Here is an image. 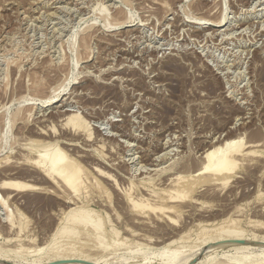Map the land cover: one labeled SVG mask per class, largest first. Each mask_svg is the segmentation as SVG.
<instances>
[{
	"label": "rangeland",
	"instance_id": "rangeland-1",
	"mask_svg": "<svg viewBox=\"0 0 264 264\" xmlns=\"http://www.w3.org/2000/svg\"><path fill=\"white\" fill-rule=\"evenodd\" d=\"M228 139L231 176L163 222L160 197ZM55 148L74 190L30 167ZM0 198V263L55 264L81 232L103 242L68 263L264 264V0H0ZM228 228L244 248L209 250Z\"/></svg>",
	"mask_w": 264,
	"mask_h": 264
},
{
	"label": "bare ground",
	"instance_id": "bare-ground-1",
	"mask_svg": "<svg viewBox=\"0 0 264 264\" xmlns=\"http://www.w3.org/2000/svg\"><path fill=\"white\" fill-rule=\"evenodd\" d=\"M148 1H150V0H148ZM157 2V1H156ZM159 2V1H158ZM167 3V2H166ZM157 4V3H156ZM160 5L161 4H163L162 2H160L159 3ZM164 6V5H163ZM156 7V6H155ZM164 8V7H163ZM116 14H117V12H116ZM121 15V14H120ZM202 17V16H201ZM200 16H199V19L201 18ZM114 19H116L115 17H113ZM122 19V18H121ZM197 19V18H196ZM205 19V18H204ZM118 20V19H117ZM123 20V19H122ZM122 20H120V21H122ZM124 20H126V19H124ZM115 21V20H114ZM119 21V22H120ZM127 21V20H126ZM125 21V22H126ZM204 21V20H203ZM212 22V24L213 25H220L221 23V21L220 20H218L217 19V21L215 20L214 22H213V20H211ZM209 22V21H208ZM122 23V22H121ZM123 23H124V21H123ZM116 24H117V22H116ZM115 25V24H114ZM83 44H84V40H83V42H82ZM83 46V45H82ZM36 84V83H35ZM35 86V85H34ZM36 87V86H35ZM55 91V90H54ZM55 93V92H54ZM58 95V93L55 95V96H57ZM54 96V97H55ZM54 97H52V98H54ZM64 97H65V95H64ZM52 98L51 97H49L48 99L49 100H52ZM63 100V99H62ZM47 101V100H46ZM47 103V102H46ZM43 105V104H42ZM65 106V105H64ZM60 112V111H59ZM62 115V114H61ZM56 116V115H55ZM77 116V115H76ZM76 116H70V120L69 121H71V123H73V124H76L75 123V117ZM77 118V117H76ZM20 128V127H19ZM33 129V128H32ZM20 131V130H19ZM36 131V130H35ZM39 131H37V133H38ZM42 132V131H41ZM35 134V133H34ZM24 135V134H23ZM31 135H33V134H31ZM35 135H37V134H35ZM22 137V136H21ZM25 139V138H24ZM28 139H30V138H28ZM230 140V141H229ZM235 140V139H234ZM234 140H232V139H228V141H227V143L225 144V145H211V148L209 149H207L206 150V152H204L205 154H203L204 155V159L203 160H205V162H204V164H203V166H202V163H201V167H200V169H198L197 167L195 168V170L196 169H198V170H196V173H197V175L198 176H200L199 178H197V179H192V180H189V181H187V182H185V183H182L181 185H178L177 187H174V186H176V185H174V186H172L174 189H170L171 191H173L174 190V192H169V194L167 193V195H165V193H164V195L162 196V197H160V199L157 201L158 203H156V211H157V213L156 214H158L159 215V217L160 218H164L165 219V221L163 220V222H166L167 220L166 219H170L171 217H170V214H171V212H174V214H175V212L177 213V211H183V208L184 207H186V206H188V205H183V203H182V199H183V202H184V200L186 199V196H187V194H188V191H191V192H193L194 191V186L196 185V186H200V185H203V186H212V187H215L214 185H217V184H219V182H221V181H225V179H227L228 177H230L231 176V174H232V172L234 171V168H235V166H236V161H235V158L237 159V157H235V155H237V156H240V155H238L239 153H238V149L235 151V149H233V147L235 146V142H236V140L234 141ZM31 141V140H30ZM226 140H224L223 141V143L225 142ZM33 142H35V140L33 141ZM222 143V144H223ZM237 143V142H236ZM47 145V144H46ZM73 146V145H72ZM90 147V146H89ZM30 148V147H29ZM204 150V149H203ZM234 152H236V153H238V154H235L234 155ZM250 152V151H249ZM251 153V152H250ZM43 154V153H42ZM247 154V153H246ZM39 156H41V157H34V160H32L31 161V165H30V167L32 168V170H34L35 171V169H38L39 171H41L40 173H41V176H43V177H49L50 179H51V177H52V179H53V181H55L56 180V182H61V183H63L64 185H65V187L67 186V187H70L72 190H74V189H76L77 187H76V184H78V176H77V172H78V168H79V165H77L76 163H70V162H68V160H65L64 158H63V156L60 154V152H59V150H58V148H55L54 149V151L52 152V154L50 155V156H48V163H47V165H44V163H45V159L44 158H46V153H44V155H40L39 154ZM38 158V159H37ZM202 160V159H201ZM239 160V159H238ZM15 162H16V160H15ZM202 162V161H201ZM2 163V162H1ZM16 164V163H15ZM13 165V164H12ZM23 166V165H22ZM27 166V165H26ZM30 167H28V168H30ZM25 168V167H24ZM23 168V169H24ZM2 170V169H1ZM11 170V173L14 171V169H13V171H12V169H10ZM9 170V171H10ZM37 170V171H38ZM8 171V170H7ZM31 171V170H30ZM162 171V170H161ZM180 171H182V170H180ZM3 172H5V171H3ZM2 172V173H3ZM26 172H28V171H26ZM36 172V171H35ZM6 173V172H5ZM4 173V174H5ZM10 172H9V174H11ZM13 173H15V172H13ZM40 173H39V175H40ZM173 173H175V172H173ZM4 174H3V176H4ZM35 174V173H34ZM6 176L8 175V174H5ZM16 175V174H15ZM18 175V174H17ZM105 175V174H104ZM196 175V174H195ZM194 175V176H195ZM197 175H196V177H197ZM32 176H35V175H32ZM106 176V175H105ZM47 177V178H48ZM107 177H109V176H107ZM106 177V178H107ZM3 178V177H2ZM182 179L183 178H185V177H181ZM190 178H192V177H190ZM189 178V179H190ZM51 179V180H52ZM109 179H111V178H109ZM177 179V178H176ZM180 179V178H179ZM44 180V179H43ZM45 181V180H44ZM53 181H51V182H53ZM176 181V180H175ZM178 182V181H177ZM176 182V183H177ZM61 183H59V184H61ZM58 184V185H59ZM62 184V185H63ZM61 185V186H62ZM79 185V184H78ZM31 186V185H30ZM29 186V184H26V183H21V182H17V181H2L1 182V187H3V188H5L6 190V192L5 193H7V192H10L9 190H13V189H25V188H30V189H33L32 187H30ZM51 186V185H50ZM203 186H202V188H203ZM218 186V185H217ZM63 187V186H62ZM76 187V188H75ZM172 187H170V188H172ZM38 188V187H37ZM36 189V188H35ZM38 189H40V188H38ZM65 189V188H64ZM69 189V188H68ZM67 189V190H68ZM198 189V188H197ZM200 189V188H199ZM206 189H208V188H206ZM211 189V188H210ZM2 190V189H1ZM169 190V189H168ZM15 191V190H14ZM18 191V190H17ZM21 192V191H20ZM203 192V191H202ZM209 193V192H208ZM17 194V193H16ZM210 194V193H209ZM9 195V194H8ZM7 195V196H8ZM14 195V194H13ZM205 195V194H204ZM6 196V197H7ZM18 196V195H17ZM14 197V199H18L15 195L13 196ZM159 197V196H158ZM185 198V199H184ZM188 200V199H187ZM0 201L2 202V203H5V202H3V201H5L3 198H0ZM15 201V200H14ZM188 202H190V201H188ZM193 202V201H192ZM1 203V204H2ZM187 204V203H186ZM198 204V203H197ZM196 204V205H197ZM4 206V205H3ZM191 207V206H190ZM194 207V206H193ZM191 209V208H190ZM210 209V208H209ZM189 210V209H188ZM188 210H186L187 212H188ZM185 211V212H186ZM185 212H183V213H185ZM186 212V213H187ZM189 212H191V210L189 211ZM174 214H172V215H174ZM179 214V213H178ZM157 215V216H158ZM171 215V216H172ZM199 215V214H198ZM209 215H211V214H209ZM208 215V216H209ZM215 215V214H214ZM175 216V215H174ZM159 217H156V221H157V218L159 219L158 221H160V218ZM73 218V216H70V218L69 219H67L66 220V223L64 224V225H62L57 231H55V234L54 235H52V239H53V241H55V240H57V238H59V237H61V236H63V234L64 233H66V231L68 230V228H69V225H70V223H69V220L71 221V219ZM207 218V217H206ZM170 220H173V217H172V219H170ZM169 220V221H170ZM157 221V222H158ZM162 221V220H161ZM160 221V222H161ZM168 221V223H172V222H169ZM156 222V223H157ZM159 222V225L158 226H167V225H161V223ZM158 224V223H157ZM157 224H156V226H157ZM168 226H170V225H168ZM166 228H168V227H166ZM170 230V229H169ZM168 230V231H169ZM218 232V231H217ZM69 233V232H68ZM114 233V232H113ZM112 233V234H113ZM172 233H173V235H174V232L173 231H170V232H165V233H159L160 234V238H161V240H159L158 239V242H161V243H163V242H165L166 240H168V239H170L171 237H172ZM176 234V233H175ZM83 235V233H81V232H78V233H72V234H70L66 239H64L63 241H62V243H61V247L62 246H64L65 248H67V250H65V248L64 247H62V248H60V249H58L57 251H56V253H54V255H53V257L51 258V260L50 261H53V263H55V264H71V263H68V262H70V260H78L77 258H76V255L74 254V253H76V251L74 250V248H75V246L77 245V244H79V243H82V245H88L89 247H92V246H97V244H96V242L97 243H102L103 242V238H101V237H97V235L94 237V239H96L95 241H94V239H92L93 241L92 242H88L89 240H91V239H89L88 238V241H87V239H86V237H84V236H82ZM90 235V234H89ZM101 238V239H100ZM81 239H83L82 241H81ZM86 239V240H85ZM98 239H100V240H98ZM246 238H243L242 237V233L240 232V231H237V230H232V229H225V230H220L218 233H214V234H211L209 237H208V239L205 241V243H207L206 245H207V247H208V249L209 250H212V251H215V250H217V249H220V248H223V247H234V248H236V249H243L244 248V246L243 245H235V244H232L231 242H241V241H244ZM113 242H114V240H113ZM156 242H157V240H156ZM60 244V243H59ZM107 245L108 244H106V248H108L107 247ZM110 245V244H109ZM108 245V246H109ZM59 246V245H58ZM174 252H175V250H174ZM173 252V253H174ZM65 253V254H64ZM173 253H172V255L171 256H174L173 255ZM78 255V254H77ZM176 256V255H175ZM174 256V257H175ZM170 259H172L171 257H170ZM0 260H2V261H4V259H1L0 258ZM168 260V259H167ZM149 261V260H148ZM0 264H8V263H6V262H2V263H0ZM12 264V263H11ZM209 264V263H208ZM215 264V263H214ZM218 264H220V263H218ZM222 264V263H221Z\"/></svg>",
	"mask_w": 264,
	"mask_h": 264
}]
</instances>
